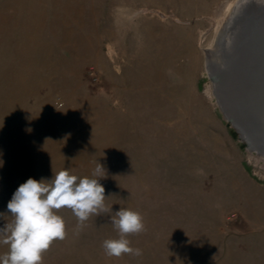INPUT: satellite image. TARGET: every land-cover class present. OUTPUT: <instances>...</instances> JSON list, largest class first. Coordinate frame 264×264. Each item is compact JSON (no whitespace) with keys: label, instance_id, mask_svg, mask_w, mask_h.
I'll use <instances>...</instances> for the list:
<instances>
[{"label":"rangeland","instance_id":"obj_1","mask_svg":"<svg viewBox=\"0 0 264 264\" xmlns=\"http://www.w3.org/2000/svg\"><path fill=\"white\" fill-rule=\"evenodd\" d=\"M234 1L0 0V227L28 178L99 162L111 213L144 218L128 236L143 254L106 256L111 214L78 229L65 208L43 264H264V160L204 68Z\"/></svg>","mask_w":264,"mask_h":264},{"label":"clouds","instance_id":"obj_2","mask_svg":"<svg viewBox=\"0 0 264 264\" xmlns=\"http://www.w3.org/2000/svg\"><path fill=\"white\" fill-rule=\"evenodd\" d=\"M105 173L104 166L97 162L91 177H79L65 168L50 180L28 178L20 184L7 203L12 219L0 227V245L7 246V251L0 255V264H43V254L53 242L67 236L65 220L57 214L65 208L77 218L78 229L91 216L110 213L117 236L102 242L105 255L141 256L142 250L131 247L128 236L145 231L144 218L128 208L111 213L105 205V187L99 182Z\"/></svg>","mask_w":264,"mask_h":264},{"label":"water","instance_id":"obj_3","mask_svg":"<svg viewBox=\"0 0 264 264\" xmlns=\"http://www.w3.org/2000/svg\"><path fill=\"white\" fill-rule=\"evenodd\" d=\"M249 5L255 6L257 13H251L245 27L242 21L245 13L251 11ZM238 10L242 16L229 28L240 13ZM212 50L216 56L212 57L211 50L208 51L205 71L214 88L215 103L246 151L254 156H264V0H250L245 7L237 3L217 33ZM230 50L249 56L233 65L235 75L244 78L232 77L225 68L228 62L232 63L228 60Z\"/></svg>","mask_w":264,"mask_h":264},{"label":"bare ground","instance_id":"obj_4","mask_svg":"<svg viewBox=\"0 0 264 264\" xmlns=\"http://www.w3.org/2000/svg\"><path fill=\"white\" fill-rule=\"evenodd\" d=\"M248 2H250V0L249 1H247V2H244V0H235L234 2H232L229 6H228V11H227V13H226V16H225V18H224V20L222 21V25H223V23H225V21L226 20H228L229 19V17H230V12H231V10H234V8H236V5H237V3L239 4L240 3V6H242L243 5V7H245V6H248ZM249 6H251L250 7V9H251V11H248L247 13H245V15H244V19H243V21H242V25L243 26H245L246 27V25H247V23H249L248 22V18H249V16L251 15V13L253 14V13H257L256 11V8H255V6H252V5H249ZM237 12H240V13H237V15H236V17H235V19H233V22H231V24L229 25V28L231 27V25L233 24V23H235V20L238 18V17H240V16H242L241 15V11H237ZM250 13V14H249ZM239 19V18H238ZM221 25V26H222ZM241 29H243V27L241 28ZM244 31H246V30H244ZM219 32V31H218ZM216 39V38H215ZM204 40V36H202V38H200V42L201 41H203ZM231 43H232V41H231ZM214 45V44H213ZM213 45L208 49V51H210V53H211V55H212V57H215L216 56V54H215V51L214 50H212V48H213ZM208 51L207 52H205V60H204V68L206 69V59H207V53H208ZM246 57L247 59H249V56L247 55L246 56V54H244L243 52H235L234 50H230V52H229V57H228V60H230V61H232V63H229L228 62V65L225 67L226 69H228L227 71H229V73H230V75H232V77H235L236 76V78L238 79V78H244V77H238L237 75H235V69H234V66L233 65H236L237 63L238 64H240V62H242V57ZM206 72V71H205ZM214 74V73H213ZM216 78V77H215ZM246 79V78H245ZM210 97L213 99V100H215V97H214V88L212 87V85H210ZM255 157L257 158V159H261V160H264V156L262 155V154H260L259 156H256L255 155Z\"/></svg>","mask_w":264,"mask_h":264}]
</instances>
